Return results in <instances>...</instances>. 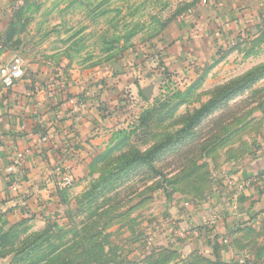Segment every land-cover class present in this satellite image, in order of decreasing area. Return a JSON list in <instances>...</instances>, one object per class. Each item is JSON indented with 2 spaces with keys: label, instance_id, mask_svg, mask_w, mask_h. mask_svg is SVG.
Returning a JSON list of instances; mask_svg holds the SVG:
<instances>
[{
  "label": "rangeland",
  "instance_id": "374dc122",
  "mask_svg": "<svg viewBox=\"0 0 264 264\" xmlns=\"http://www.w3.org/2000/svg\"><path fill=\"white\" fill-rule=\"evenodd\" d=\"M3 41L85 99L98 142L46 216L0 217V264H264V210L221 245L207 204L264 147V0H19ZM194 208L210 237L153 246Z\"/></svg>",
  "mask_w": 264,
  "mask_h": 264
},
{
  "label": "crops",
  "instance_id": "0c3cea01",
  "mask_svg": "<svg viewBox=\"0 0 264 264\" xmlns=\"http://www.w3.org/2000/svg\"><path fill=\"white\" fill-rule=\"evenodd\" d=\"M18 1L0 0V66L13 56L3 38L7 13ZM255 6L256 1L249 3L250 9L254 8L251 13ZM224 12L225 20H229V15L227 17ZM243 16L240 22H246L249 14L245 12ZM49 72L43 67L26 64L23 76L12 87L4 86L0 79V217L6 224L46 216L64 192V188L57 185L56 169L66 168L73 177L72 184H76L88 175L95 157L98 135L92 118L84 110L85 99L75 96L70 87L60 85ZM75 101L78 103L76 108ZM26 151L25 162L17 165L15 155ZM227 178L234 181L231 187L226 185ZM13 183L16 191L11 189ZM211 202L207 204L223 210L221 221L210 232L221 245L228 243V233H237L242 226L259 217L264 210V147L253 150L236 167L227 169ZM198 216L197 208L179 215L181 227L170 229L168 237H160L153 246L175 245L172 244L174 237L190 236L191 233L210 237L204 228L205 224L210 228L208 215H201L205 223L202 220L198 223ZM227 256L223 255V262L233 258L230 253Z\"/></svg>",
  "mask_w": 264,
  "mask_h": 264
},
{
  "label": "built area",
  "instance_id": "2783aa9c",
  "mask_svg": "<svg viewBox=\"0 0 264 264\" xmlns=\"http://www.w3.org/2000/svg\"><path fill=\"white\" fill-rule=\"evenodd\" d=\"M24 62L20 58L19 55L14 54L11 58V60L3 65L0 66V79L1 82L4 84L6 87H12L15 84V81L23 76L24 73ZM77 101L74 102V107H78ZM27 156V151L26 152H18L15 155V163L17 165L23 164L26 160ZM57 171V185L60 188H65L73 183V177L71 176L70 173L67 172L66 168H60L58 167L56 169ZM226 185L228 187H231L234 183L232 178H227L225 179ZM12 188L14 191L17 190L16 184L13 183ZM220 219V214L218 212H212L210 215V224H215L217 221Z\"/></svg>",
  "mask_w": 264,
  "mask_h": 264
},
{
  "label": "trees",
  "instance_id": "16d2710c",
  "mask_svg": "<svg viewBox=\"0 0 264 264\" xmlns=\"http://www.w3.org/2000/svg\"><path fill=\"white\" fill-rule=\"evenodd\" d=\"M202 110H204V109H202ZM202 110L198 111L197 114L194 115L193 119H195V118L197 117V115H198ZM148 158H149L148 155L143 156V157H139V159H141V160H145V161L148 160ZM22 221H23V220H22Z\"/></svg>",
  "mask_w": 264,
  "mask_h": 264
}]
</instances>
